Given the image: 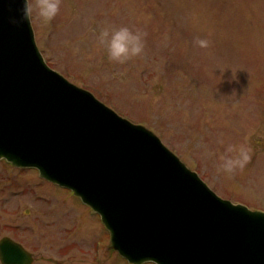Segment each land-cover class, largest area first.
Here are the masks:
<instances>
[{"label":"rangeland","instance_id":"374dc122","mask_svg":"<svg viewBox=\"0 0 264 264\" xmlns=\"http://www.w3.org/2000/svg\"><path fill=\"white\" fill-rule=\"evenodd\" d=\"M32 25L54 70L156 134L218 196L264 211V0H62L51 22ZM120 26L145 34L143 53L124 64L98 41ZM228 144L251 149L231 174L219 168ZM4 236L34 264H129L90 207L0 159Z\"/></svg>","mask_w":264,"mask_h":264},{"label":"water","instance_id":"95a60500","mask_svg":"<svg viewBox=\"0 0 264 264\" xmlns=\"http://www.w3.org/2000/svg\"><path fill=\"white\" fill-rule=\"evenodd\" d=\"M21 0H0V159L71 189L130 263L264 264V211L218 196L152 131L51 69ZM2 264H32L0 241Z\"/></svg>","mask_w":264,"mask_h":264},{"label":"clouds","instance_id":"9594fccd","mask_svg":"<svg viewBox=\"0 0 264 264\" xmlns=\"http://www.w3.org/2000/svg\"><path fill=\"white\" fill-rule=\"evenodd\" d=\"M62 0H21L18 9L20 15L11 18L14 24L28 21L30 24L33 17L39 18L44 23L51 22L60 12ZM145 34L139 30L133 31L127 26L118 28H105L98 36L101 45H106L107 55L111 61L124 64L134 57L140 56L144 49ZM195 43L201 47H208V41L197 39ZM218 143L223 144L222 139ZM251 160V149L244 144H228L225 154L220 157L219 168L225 173H233L237 169H243ZM2 264V261H0ZM135 264V262H134ZM140 264H158L153 258H145Z\"/></svg>","mask_w":264,"mask_h":264}]
</instances>
